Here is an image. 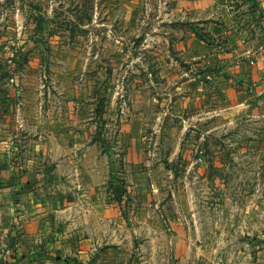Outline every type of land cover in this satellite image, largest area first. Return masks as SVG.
Returning <instances> with one entry per match:
<instances>
[{"label":"rangeland","instance_id":"obj_1","mask_svg":"<svg viewBox=\"0 0 264 264\" xmlns=\"http://www.w3.org/2000/svg\"><path fill=\"white\" fill-rule=\"evenodd\" d=\"M157 6L0 0V124H18L3 96L17 95L35 144L66 142L60 125L92 129L83 150L106 175L101 199L120 205L126 264H264V99L183 109L202 58L177 48L187 23Z\"/></svg>","mask_w":264,"mask_h":264},{"label":"crops","instance_id":"obj_2","mask_svg":"<svg viewBox=\"0 0 264 264\" xmlns=\"http://www.w3.org/2000/svg\"><path fill=\"white\" fill-rule=\"evenodd\" d=\"M118 1L128 7L138 3L142 11L155 4L160 21L170 22L174 14L187 23L175 44L191 61L202 58L203 65L188 70L193 88L181 97L183 109L205 113L209 95H222L225 105L219 111L258 109L264 99V0ZM3 96L18 124L11 131L0 124V264H126L120 205L101 199L106 175L100 174L99 159L83 150L92 129L60 125L66 142L35 144L19 122L17 95ZM77 97H68L67 114L77 115Z\"/></svg>","mask_w":264,"mask_h":264}]
</instances>
